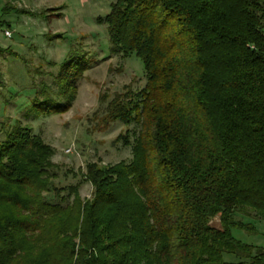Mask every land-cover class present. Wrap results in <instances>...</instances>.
Returning a JSON list of instances; mask_svg holds the SVG:
<instances>
[{
    "label": "trees",
    "instance_id": "16d2710c",
    "mask_svg": "<svg viewBox=\"0 0 264 264\" xmlns=\"http://www.w3.org/2000/svg\"><path fill=\"white\" fill-rule=\"evenodd\" d=\"M106 25L110 51L145 66V86L107 105L132 159L88 164L93 201L63 205L52 148L15 126L0 142V264H264L231 231H255L238 213L264 219V0H114ZM89 66L67 58L60 96L37 92L33 110L67 111Z\"/></svg>",
    "mask_w": 264,
    "mask_h": 264
},
{
    "label": "rangeland",
    "instance_id": "374dc122",
    "mask_svg": "<svg viewBox=\"0 0 264 264\" xmlns=\"http://www.w3.org/2000/svg\"><path fill=\"white\" fill-rule=\"evenodd\" d=\"M113 1L0 0V142L22 125L50 146L47 172L54 185L64 188L63 205L93 201L88 164L116 166L133 156L132 146L118 138L126 125L107 115V105L116 94L137 93L145 86V66L135 54L110 51L106 17ZM82 56L90 66L77 83L72 106L63 113L38 115L32 107L37 92L45 91L42 98L60 96L56 78L62 63ZM45 196L50 203H62L53 189ZM245 214L249 216L238 213L236 218L255 231L234 227L233 236L264 247V219ZM210 223L221 227L218 215Z\"/></svg>",
    "mask_w": 264,
    "mask_h": 264
}]
</instances>
